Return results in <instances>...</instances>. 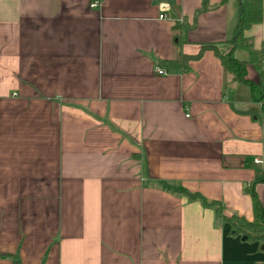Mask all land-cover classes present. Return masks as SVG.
I'll return each instance as SVG.
<instances>
[{
  "label": "crops",
  "instance_id": "0c3cea01",
  "mask_svg": "<svg viewBox=\"0 0 264 264\" xmlns=\"http://www.w3.org/2000/svg\"><path fill=\"white\" fill-rule=\"evenodd\" d=\"M91 1L0 0V255L264 264L262 244L179 192L251 220L245 188L264 171V126L212 51L185 71L166 64L204 43L226 50L241 0ZM261 5L244 33L254 51ZM255 192L264 209V184Z\"/></svg>",
  "mask_w": 264,
  "mask_h": 264
},
{
  "label": "trees",
  "instance_id": "16d2710c",
  "mask_svg": "<svg viewBox=\"0 0 264 264\" xmlns=\"http://www.w3.org/2000/svg\"><path fill=\"white\" fill-rule=\"evenodd\" d=\"M262 20V5L261 0H241L239 16L236 26L233 31L232 37L227 42L226 50L219 48L217 44L204 43L200 45V50L195 56L180 55L176 60L166 62V64L176 70H187V62L189 60L198 59L201 54L206 51H212L216 57L221 61L225 71L238 83L244 84L249 88L251 99L262 101V113L256 115V118L261 120L264 126V42H262L260 49L254 51L251 43L244 36L246 30L251 25L261 22ZM176 28L182 31L189 28H183L179 24L175 25ZM238 51L243 54L240 58L235 52ZM250 64L253 69L258 73L259 80L257 83L252 82L246 78V65ZM257 95V98H255ZM246 113L254 115L250 110ZM257 184H264V171L258 169L251 184L245 188V192L250 196L252 207V219L247 220L243 216L236 214H226L224 204L217 200H207L198 192H189L183 188L179 192L185 194L191 200H199L202 204L213 207L216 218L230 226L232 235L239 236L243 241L253 242L257 241L264 244V209L255 192ZM0 257H9L12 259V264H20V262L11 255H0Z\"/></svg>",
  "mask_w": 264,
  "mask_h": 264
},
{
  "label": "rangeland",
  "instance_id": "374dc122",
  "mask_svg": "<svg viewBox=\"0 0 264 264\" xmlns=\"http://www.w3.org/2000/svg\"><path fill=\"white\" fill-rule=\"evenodd\" d=\"M247 74H246V77L249 78V79H255L256 78V74L257 72H255V70L252 68V66L250 64H247ZM241 89L245 90L244 93H246V95H248V101H249V104L247 106H245V108L247 110H250L251 112L254 113V115H261L262 113V101L259 100V97L257 98V95L255 98L257 99H254L252 100L251 99V96H250V92H248V90L244 87L243 84L239 85ZM234 97V95H233Z\"/></svg>",
  "mask_w": 264,
  "mask_h": 264
},
{
  "label": "built area",
  "instance_id": "2783aa9c",
  "mask_svg": "<svg viewBox=\"0 0 264 264\" xmlns=\"http://www.w3.org/2000/svg\"><path fill=\"white\" fill-rule=\"evenodd\" d=\"M102 1H103V0H92V1L90 2V7H91V8H96V7H98V6L101 4ZM161 11H162V12L164 11V6H161ZM159 18H160V19H163V18H165V16H164L163 14H160V15H159ZM155 71H156V73H157L158 75H164V74H165V72H164L162 69H160V68H155ZM186 116H188V115H186ZM254 161H255L256 164H260V163H261V160L258 159V158H256Z\"/></svg>",
  "mask_w": 264,
  "mask_h": 264
},
{
  "label": "water",
  "instance_id": "95a60500",
  "mask_svg": "<svg viewBox=\"0 0 264 264\" xmlns=\"http://www.w3.org/2000/svg\"><path fill=\"white\" fill-rule=\"evenodd\" d=\"M263 72H264V68H263ZM261 250L264 251V244L261 245Z\"/></svg>",
  "mask_w": 264,
  "mask_h": 264
}]
</instances>
